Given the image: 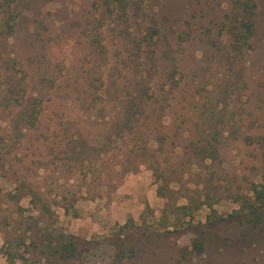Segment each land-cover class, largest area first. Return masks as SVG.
Instances as JSON below:
<instances>
[{
	"label": "rangeland",
	"instance_id": "obj_1",
	"mask_svg": "<svg viewBox=\"0 0 264 264\" xmlns=\"http://www.w3.org/2000/svg\"><path fill=\"white\" fill-rule=\"evenodd\" d=\"M244 2L0 0V264H264V201L238 213L264 185V0L237 48Z\"/></svg>",
	"mask_w": 264,
	"mask_h": 264
},
{
	"label": "trees",
	"instance_id": "obj_2",
	"mask_svg": "<svg viewBox=\"0 0 264 264\" xmlns=\"http://www.w3.org/2000/svg\"><path fill=\"white\" fill-rule=\"evenodd\" d=\"M128 0H104V3L107 4H113L114 7L124 10L125 6L127 5ZM253 0H245L244 3H241L239 18L240 20L237 22V27L233 28V31H230L233 36V41L237 46V48H240L244 44L246 45L247 40L250 39L252 35V29H253ZM234 45V44H232ZM137 101L134 99H131L129 102H127V107L125 108L123 118H122V127H125V125H132L134 122L137 121L136 111L137 109L141 108V98L143 95H146V98L152 97L154 91L149 92V87L146 86V88L143 89V92H139ZM151 104V103H149ZM38 114V107L36 103H30V104H22L20 108L17 110L16 114H14V120L12 123L14 124V131L18 129L19 127L23 128H32L34 127V123L36 122ZM18 131V130H17ZM192 154L200 158L201 161H215L217 158V149L215 146L208 143L207 140L204 138L196 142L195 145H193V151ZM157 178V177H156ZM160 178V176H159ZM251 197L247 198L242 205H240L238 213H244V217H247V222L252 223L256 225L260 219L261 214L259 213V209L261 208L263 201H264V185H252L250 187ZM158 193V192H157ZM192 250L196 253V255L200 254L202 252V246L200 241H192L191 243ZM66 253L69 254L70 250H68L66 247L64 248Z\"/></svg>",
	"mask_w": 264,
	"mask_h": 264
}]
</instances>
